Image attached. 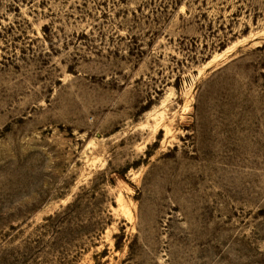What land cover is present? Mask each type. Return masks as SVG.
<instances>
[{"label":"rangeland","instance_id":"obj_1","mask_svg":"<svg viewBox=\"0 0 264 264\" xmlns=\"http://www.w3.org/2000/svg\"><path fill=\"white\" fill-rule=\"evenodd\" d=\"M0 264H264V0H0Z\"/></svg>","mask_w":264,"mask_h":264}]
</instances>
